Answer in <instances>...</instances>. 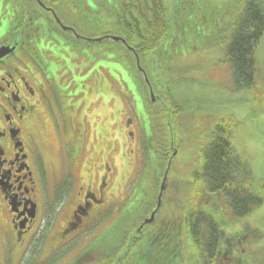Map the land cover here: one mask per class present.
<instances>
[{
    "label": "trees",
    "instance_id": "1",
    "mask_svg": "<svg viewBox=\"0 0 264 264\" xmlns=\"http://www.w3.org/2000/svg\"><path fill=\"white\" fill-rule=\"evenodd\" d=\"M102 1L106 2L107 0ZM142 1L144 2L143 7L144 5L150 7L149 18L140 12L138 17L131 15L120 5L114 3L103 7L102 10L112 11L110 21L107 22L111 26L109 32L121 36L125 44L139 54L144 63L143 66L148 67L149 64H155V58L164 56L166 53H158L155 48L160 40L166 36L168 40L177 39L193 26L194 17L187 18V16L193 13L192 6L198 2L183 0L180 4L186 6V12L184 11L185 14L181 15L177 12V7L174 8V3L171 5L172 0L165 2L164 0ZM35 5L37 4L35 3ZM165 5H171L169 11L172 14L165 11ZM202 5H210L209 12L213 14L212 24L208 28L210 30L217 28L216 32H208V42L213 46L214 42L217 44L218 40L223 43L235 87L250 89L249 85L255 79L258 81L261 74L254 57L256 44L264 30V2L262 0H233L232 2L223 0L212 3L200 1V7ZM47 14L51 17L44 8L36 7L31 10V22H29L31 32L29 35L33 41L36 40L33 47L42 49L41 54L45 56V61L51 63L50 71L54 74L55 68L58 67L57 64L60 63L58 57H60L62 46L57 45V41H53L45 50L42 35L47 36L48 33H37L42 30L43 25L38 21L33 22ZM176 14H178L177 17ZM174 19L176 23L183 26V30L170 32L175 22ZM59 39L61 41V38ZM106 43L110 46L109 55L112 56L111 58L122 62V66L106 57L102 58V63L111 68L113 74L121 78V82L125 84L130 96L134 95L136 99L140 90L137 87L142 89L143 87L140 85L141 78L137 85L133 82V77H136L138 71L136 67L134 68L132 54L119 41L109 40ZM98 51L103 50L98 49ZM146 55H148V62L145 61ZM37 56H40V53H37ZM45 61L43 60V62ZM125 68L128 71L123 72ZM129 72L132 73L131 77ZM248 86L249 88H247ZM185 117L172 100L163 102L158 110L153 109L148 114L140 111L143 128L146 135H149L144 142L143 150L146 167L144 164L142 172L135 182L133 192H130L126 198H124L126 193L124 194L122 200L127 205L123 203L125 206L120 207L119 214L112 221L110 229L105 228L98 234H91L89 240H85L90 241L89 260H85L81 264H190L187 254L193 248V244L195 245V240H199L203 235L208 238H216L221 235V232H224L221 227L223 220L218 218L220 217L218 211L220 206L228 207L234 217H241L263 203L264 177L255 178L253 176L250 165L248 166L246 159L240 157L231 143V131L237 126V122H233L231 118L219 119L213 131H209L206 140H204L205 146L200 150L201 161L196 168L191 170L193 164L189 163V160L183 169L188 172L190 177L189 186L192 192L191 202L186 207L199 211L185 209L187 210L184 215L185 221L177 224L174 234L165 232L161 219L143 223V218L149 210L145 208L148 204L142 201L150 193L154 194V185L159 183L157 181L163 173V162L170 158L173 152L162 138L163 124L167 126L168 130H172L171 139L174 140L176 146L177 129L187 126ZM176 147L178 152V145ZM171 189L176 190V188ZM199 196L204 198L203 203L196 201ZM176 200L182 202V199L176 198ZM206 210L214 211L215 215L212 216ZM180 212L178 211V214ZM215 216L216 218H214ZM141 223L143 227L141 231H137L135 227ZM246 228L249 229V227ZM147 233L150 234L147 236L145 235ZM107 237L110 241L107 240ZM234 237L240 241L243 240L240 233ZM197 243L198 241H196V246ZM237 249L240 250V247ZM209 250L210 248L206 252ZM242 258H234L233 262L240 264L241 261H244L240 260ZM204 264L207 263L204 262Z\"/></svg>",
    "mask_w": 264,
    "mask_h": 264
},
{
    "label": "flooded vegetation",
    "instance_id": "2",
    "mask_svg": "<svg viewBox=\"0 0 264 264\" xmlns=\"http://www.w3.org/2000/svg\"><path fill=\"white\" fill-rule=\"evenodd\" d=\"M14 2L0 0V46H14L12 52L0 58V264H81L89 260L90 241H85L89 238L83 240L82 246L70 242L78 234L89 232L112 203V191L107 188L111 167L104 161L107 157L100 158L94 172L81 165L89 148L87 127L85 120L79 121L73 115L77 111L75 103L95 100L97 96L85 87L78 99L69 86L63 87L65 83L50 71V66L43 64L42 49L36 47L40 56H33L30 48L36 40L27 29L28 11L18 13ZM31 3L39 4L38 0ZM36 21L43 25L37 33H50L53 37L63 34L55 28L52 17L43 15L33 22ZM54 100L62 102L60 108L66 122L63 119L60 131L65 142L59 148V169L52 174L47 165L56 168V161L49 162L47 156L54 158L49 150L53 145L50 134L41 130L46 132L50 126L43 119L45 103ZM82 116L87 118L85 111ZM140 127L132 118L123 126L131 156L142 149ZM115 142L108 150L112 161L117 150ZM133 159L134 156L130 160ZM59 197L67 198V203L54 217ZM54 199V205H49ZM52 225L57 227L51 228ZM142 227L141 223L135 228L141 231ZM235 235L238 233L230 229L219 237L195 241H215L211 258L218 264L224 254L227 260L239 258L232 256L234 248L227 250V241H239Z\"/></svg>",
    "mask_w": 264,
    "mask_h": 264
},
{
    "label": "rangeland",
    "instance_id": "3",
    "mask_svg": "<svg viewBox=\"0 0 264 264\" xmlns=\"http://www.w3.org/2000/svg\"><path fill=\"white\" fill-rule=\"evenodd\" d=\"M196 1L200 2L202 0ZM204 1H211L210 3H212L222 0ZM232 1L230 0V2ZM111 3L120 5L123 10L136 17L139 16V12L143 15H150L151 13L149 6L144 5L143 7L144 2L142 0H107L106 2L102 0H68L64 2L61 13L67 18V21L73 22L72 24L82 34L91 36L107 29L111 30V26L107 22L110 21L112 11L109 9L107 11L102 10L103 7ZM72 4L77 7V10H73ZM171 5H167L169 9ZM86 6L92 9L91 12L85 9ZM209 10L210 5L192 6L193 13L187 18L194 17L193 26L183 32L182 36L177 39L160 42L163 47L171 42V53L168 54V50H166L164 57L147 69L156 90L169 91L171 95L178 98L182 104L183 114L186 116L187 126L177 129L175 134L179 154L173 160L174 165L171 170L169 169L170 172L167 175L169 182L168 196L164 201L167 208H173L177 212L181 211L183 206H188L192 198L189 176H184L181 171L187 166L185 164L187 161L190 160L189 163L195 164L199 160V150L203 140L201 135H205L207 130L214 125L217 116H234L239 125L237 124L236 127L232 128L231 143L234 149L244 159H247L253 176L255 178L264 177V30L257 44L255 43L257 46L254 58L261 72L259 80L252 81L249 85L251 89H237L230 74V65L224 60L223 43L218 40L217 44L214 42L215 47H212L213 45L208 42V32H216L217 29L216 27L212 30L208 28L212 24L213 17ZM184 11L186 12V9L182 7L178 13L183 15ZM174 21L171 31L184 29L180 23H176L175 19ZM42 40L45 50L53 41H57V45L62 46L59 53L60 57H58L61 63L59 72L60 76L64 78L63 83H65V86L71 87L72 93L77 94L80 92L83 82L92 84L99 82L103 74L101 68L106 69L108 75L118 83L119 77L113 74L111 68L102 63L103 57L107 59L112 57L109 55L110 51H98L95 47L90 49L78 48L69 41L64 40V43H61L59 38L46 35H42ZM35 49L36 47L30 48L33 55L37 52V49ZM111 60L113 59L111 58ZM113 61L122 66V62ZM145 61L148 62V55L145 56ZM125 70L128 71L125 68L123 72ZM108 84L104 82V85L119 99L116 101L117 111L115 114H113L112 101L107 103L102 100L103 102L100 105V100L95 103L92 100L85 103V106H88L86 115L88 116L87 121L90 127L88 129H90L91 135H94L95 130L101 131L102 129L104 131V136L99 140L95 139L93 143L95 151L100 150V152H103V157L108 156L106 149L113 144L114 132L116 130L123 131V118L119 115L118 110L126 108L125 99L117 91L115 85H113L114 83ZM101 89L102 86L97 87V97L103 96ZM45 105L47 110L43 113L44 121L51 124L56 132H60L62 130L60 114L61 116L63 114L59 104L54 102L49 106V102L46 101ZM149 106L151 107V105ZM155 108H157L156 104ZM79 110L82 120L84 117L81 109ZM77 118H80V116H77ZM51 125L46 127V132L43 129L41 131L44 134L49 133V137L55 144L57 136ZM163 129L162 138L169 146L170 144L167 141H171L172 130H168L164 124ZM121 139L124 140V138ZM176 146L173 143L171 147L177 149ZM117 163L119 164V160H117ZM52 169L54 168L49 170ZM119 169H122L121 166H119ZM182 172L188 174L186 171ZM125 177L126 175L123 176V178ZM112 178L114 190H121V185L117 187L119 182L118 171ZM170 188H176V190ZM175 197L182 199V202L176 200ZM196 201L203 203L204 198L199 196ZM60 211L59 208L54 217ZM243 217H245L243 222L251 224L252 231L248 237L249 241H245L241 245H246L248 242L251 245L253 244V254L249 253L240 264H264V201ZM53 227H57V225H52L51 228ZM205 243L211 247L215 245V241H205ZM249 251H251V248Z\"/></svg>",
    "mask_w": 264,
    "mask_h": 264
},
{
    "label": "water",
    "instance_id": "4",
    "mask_svg": "<svg viewBox=\"0 0 264 264\" xmlns=\"http://www.w3.org/2000/svg\"><path fill=\"white\" fill-rule=\"evenodd\" d=\"M3 54H4V52H0V56L3 55Z\"/></svg>",
    "mask_w": 264,
    "mask_h": 264
}]
</instances>
